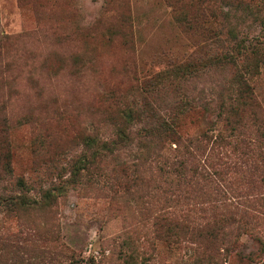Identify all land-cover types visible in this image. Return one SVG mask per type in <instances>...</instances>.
Returning <instances> with one entry per match:
<instances>
[{
    "label": "rangeland",
    "instance_id": "obj_1",
    "mask_svg": "<svg viewBox=\"0 0 264 264\" xmlns=\"http://www.w3.org/2000/svg\"><path fill=\"white\" fill-rule=\"evenodd\" d=\"M212 3L0 0V264H264V0Z\"/></svg>",
    "mask_w": 264,
    "mask_h": 264
},
{
    "label": "trees",
    "instance_id": "obj_2",
    "mask_svg": "<svg viewBox=\"0 0 264 264\" xmlns=\"http://www.w3.org/2000/svg\"><path fill=\"white\" fill-rule=\"evenodd\" d=\"M203 1H208V0H203ZM209 1L213 2L210 5L208 4L209 6L207 7L208 10H211V13H210L211 17L214 19L220 17L222 19V21L225 20V15L223 13H221V11H217L215 9V3L216 2H218L219 4L225 3L228 5H233V4L243 5L245 7H247V5H249L253 2V0H209ZM210 6H212L213 8L211 9ZM224 48H225L224 42L220 41L221 51H220V56L217 60V63L220 66L226 65V64L235 65L236 62L234 61V58H232L231 56H228L227 53H222V51L225 50ZM242 57L244 58L242 60L243 64L247 63V61H248L247 57H245L243 55H242ZM190 68H191L190 65L185 66L182 64L171 66L169 68V71H164L163 73H158L155 76V79L157 80L155 83L157 85L163 79H165V78L168 79L170 76L175 81L178 79L182 80L186 76V72H190ZM155 83L151 85L152 89H153ZM152 89H147V91L150 92ZM136 106L139 107L142 111H139L136 108ZM133 108H135L136 111H139L141 113V115H138V117H141L143 119L144 123L146 125H148L150 128L149 134L143 136L142 143L145 144L146 146L151 145L152 148H154L153 149L154 152L156 151V148L161 144V142H166V141L170 142L175 137H177V140H179V136H178V132H177L178 124L174 123L173 119H170V120H163V119H159V118L157 119L156 118L157 114H155V110L148 103L143 104V106H138L137 104H132V107H128L123 112H121L122 119L123 118L125 119V117L128 118L129 120L131 118H133V115L135 114V110ZM123 113H124L125 117H124ZM201 136H205V134L202 133ZM128 138H129L128 133L124 129L118 127L115 135L110 139L97 140V141L91 139L89 141V143L87 142V146L89 148L93 149L92 150L93 151L92 152V161L96 162L97 159L99 157H102V156H112L114 154L115 150H117L119 147H121L123 145H127L129 143ZM181 155H185V156H183V159L178 164L179 167L184 162V160H188V158L191 156L190 153L187 151H185ZM235 212L237 214H239L238 211H234L232 213V215L229 218H227V220H230L232 223H236L237 225H239L240 223H243V217L246 215H240L239 214L242 218L240 216H239L240 218H238V217L234 216ZM246 218H247V216H246ZM246 224H247V222H246ZM238 231H239V228L236 229V232H238ZM250 237L253 239V241L256 242L258 249H260L261 255L262 254L264 255V242L262 241V239L255 236V234H253V232L250 234ZM233 246H235V243L233 244ZM128 260H130V257L128 258ZM126 264H128V263H126Z\"/></svg>",
    "mask_w": 264,
    "mask_h": 264
}]
</instances>
